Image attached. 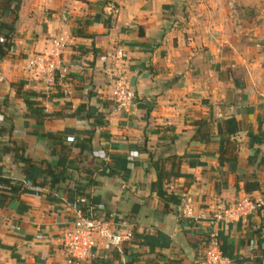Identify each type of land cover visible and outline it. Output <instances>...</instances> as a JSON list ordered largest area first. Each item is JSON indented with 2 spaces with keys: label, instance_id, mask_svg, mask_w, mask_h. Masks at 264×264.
I'll list each match as a JSON object with an SVG mask.
<instances>
[{
  "label": "crops",
  "instance_id": "1",
  "mask_svg": "<svg viewBox=\"0 0 264 264\" xmlns=\"http://www.w3.org/2000/svg\"><path fill=\"white\" fill-rule=\"evenodd\" d=\"M0 25V179L37 192L0 195V264H69L79 197L132 234L80 264H203L218 205L264 198V0H0ZM55 37L67 72L48 83L28 59ZM117 74L134 92L126 110ZM20 91L47 115H28ZM183 203L204 218L180 217ZM220 241L230 264H264V210L222 225Z\"/></svg>",
  "mask_w": 264,
  "mask_h": 264
},
{
  "label": "built area",
  "instance_id": "2",
  "mask_svg": "<svg viewBox=\"0 0 264 264\" xmlns=\"http://www.w3.org/2000/svg\"><path fill=\"white\" fill-rule=\"evenodd\" d=\"M107 16L111 17L115 12L113 5L105 7ZM5 42V37L0 34V43ZM65 41L62 37H55L51 41V47L47 53L32 55L28 59V67L38 76L43 77L48 83L55 82L67 72V67L62 62V51ZM122 57L123 52H118ZM113 100L118 109L126 110L134 102L135 96L128 82L121 74H117L111 80ZM0 190V194H1ZM82 201L81 197L75 202ZM73 204L75 219L65 228L62 234V242L67 253V263L80 264L94 256L98 244L105 249L118 248L123 242L131 239L130 231L124 232L122 227H115L109 220L93 216H84L82 211ZM264 210V198H242L231 204L218 205L217 211L209 220V228L203 233V264H230L224 257L220 241V228L228 223L238 222L252 212ZM180 217L186 220H202V215L194 214L193 208L188 203H183L179 209ZM41 237V235H39Z\"/></svg>",
  "mask_w": 264,
  "mask_h": 264
},
{
  "label": "trees",
  "instance_id": "3",
  "mask_svg": "<svg viewBox=\"0 0 264 264\" xmlns=\"http://www.w3.org/2000/svg\"><path fill=\"white\" fill-rule=\"evenodd\" d=\"M104 25L109 26L111 24V17H107V19L103 20ZM0 34L3 35L5 37V42L0 43V57H2L3 55H5L8 51V48L10 47V42L9 40L11 39V31L7 32L6 34H3L1 31V25H0ZM20 95H25L26 97H23L24 99V103L27 106L28 109V115L33 116V117H39V116H46L47 114L45 112H43L44 108L39 107L40 102L35 98V99H31L34 97H37L38 95L36 93H31V92H21L20 91ZM38 98V97H37ZM43 109V110H42ZM232 120H228L227 121V126H229V124H231ZM52 141L53 140H62V137H64V135H54V134H50L48 136ZM59 137V138H57ZM24 161H26L27 163H29L30 159L26 158L24 159ZM59 173L56 174L54 171L51 170H47V178H49V183H50V187H54L55 185H57L58 181H59ZM253 178L248 181L245 182L244 184V190L246 193H251L253 191L259 190L260 189V184L256 179V176L253 175ZM161 175L160 177H158V186L161 185ZM37 186L42 187L43 184H37ZM31 187H36L35 184ZM38 188V187H36ZM0 190L2 191L0 195H17L19 193H36V191H31L28 190L27 188H24L22 183H12L10 182L8 179H0ZM77 194L79 192H76ZM82 195V194H80ZM76 198L71 199V203H74L75 206H77L83 213L84 216H91V209L92 206L90 203H88V201L83 202L80 201L78 203L75 202Z\"/></svg>",
  "mask_w": 264,
  "mask_h": 264
}]
</instances>
